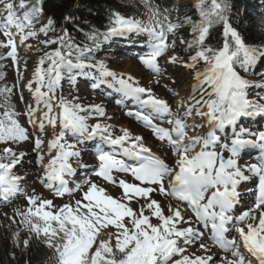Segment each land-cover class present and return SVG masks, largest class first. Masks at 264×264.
I'll list each match as a JSON object with an SVG mask.
<instances>
[{
    "label": "snow or ice",
    "instance_id": "snow-or-ice-1",
    "mask_svg": "<svg viewBox=\"0 0 264 264\" xmlns=\"http://www.w3.org/2000/svg\"><path fill=\"white\" fill-rule=\"evenodd\" d=\"M142 2L146 19L113 11L106 31L86 34L91 45H81L66 28L57 31L54 15H46L44 0H0V34L5 37L0 48L8 49L0 60L10 58L18 65L17 37L19 44L31 49L25 42L43 35L46 39L39 43L49 49H37L41 54L26 85L35 106L28 104L23 113L17 112L10 103L12 89L0 88V96H4L0 101V197L8 202L23 194L27 202L24 210L15 209V215L21 217L29 235L21 241L20 233H14V246L27 249L31 241H39L51 250L49 264H264V131H236L242 117L264 115V103L248 98L250 82L237 71V67L247 71L258 57H264V46L246 44L232 27L228 0H197L199 20L186 16L183 22L179 17L173 22L168 8L161 10L151 0ZM73 20L71 15L64 16L65 22ZM217 24L223 25L224 39L221 45L213 46L206 41ZM186 25L190 26L191 39L180 38L184 45L181 55L175 51L176 40H169V35ZM131 33L147 35V51L137 59L155 77H162L159 60L170 51L167 63L192 73L189 95L172 93L176 112L168 100L141 86L133 75L118 73L103 61H92L91 53L102 41ZM65 75L73 82L77 75L91 77L97 81L93 88L106 84L122 98L134 100L137 110L125 115L151 131L162 155L128 128L114 135L113 125L102 122L112 119L102 105H84L78 96H58ZM154 82L159 85L160 79ZM20 99H24L22 93ZM21 115L27 117L35 136L21 124ZM197 118L204 123L197 124ZM91 119L96 123L89 124ZM161 119L169 127L156 122ZM205 124L204 134H189ZM48 128L54 134L45 151L41 134ZM228 128L232 130L230 138ZM218 132L224 134L223 140ZM30 139L42 169L39 183L55 197H69L68 202L56 205L35 189L32 195L23 192L25 178L14 169L22 165L27 153H18L13 146ZM97 139V164L83 181L70 187L66 177L77 175L70 160H79L78 145ZM249 147L260 150L258 161L241 165V151ZM79 168L89 166L81 162ZM116 173L130 176L131 181L118 178ZM93 176L119 187V197H113ZM250 181L254 187L241 192L240 186ZM76 193H80L79 198ZM156 195L167 201L166 205L154 198ZM245 198L251 200L247 208L242 207ZM229 232L236 235L229 239ZM206 234L213 245L230 255L211 254ZM194 245L204 254L189 253Z\"/></svg>",
    "mask_w": 264,
    "mask_h": 264
},
{
    "label": "rangeland",
    "instance_id": "rangeland-1",
    "mask_svg": "<svg viewBox=\"0 0 264 264\" xmlns=\"http://www.w3.org/2000/svg\"><path fill=\"white\" fill-rule=\"evenodd\" d=\"M162 8H168L169 11V16L174 17L177 13V7L172 6V5H167L168 0H158ZM193 3V0H185L179 4H189ZM15 31V29H13ZM52 34L49 33V36ZM5 37H3L2 34H0V40H4ZM46 39L43 35H39L37 38H30L28 41L25 42V44H31L32 48L29 49L25 45L19 44V37H17V44H18V60L19 63L14 64L13 61L8 58L4 59V83L7 85L8 88L12 89V102L15 105L16 111L23 113L26 110V106L28 104H32L35 102L33 95L31 92L28 91L26 85L27 83L32 79V75L34 72L35 67L37 66V61L40 57L41 52L38 51L37 49H40L42 51H48L49 49L44 48L43 44H40L39 41ZM175 39L177 45H181L180 41L177 40L175 34H170L169 35V40ZM57 45H51V48H55ZM8 49L3 48V55H6ZM171 51L165 55L163 58L159 60V63L161 65L162 69V77H155L153 73L150 71L140 68V62L136 60H129L128 58L124 59L121 57L120 58H113L116 57L114 55H110L108 60H105V64L108 68L120 73H127L133 75L138 81L139 84L143 87L147 88H152L153 93L161 98L168 100L170 105L172 106L173 112L177 111V105L176 101L173 100L172 98V93L173 92H178L180 96L187 97L189 93L191 92V87L190 85L194 83V80L192 78V73H190L188 70L180 68L179 66L171 65L167 63V58L168 55H171ZM142 66V65H141ZM17 68H19V75L17 74ZM98 75V73H97ZM79 80V77H77ZM160 79V84L157 85L155 84V80ZM80 86L74 87L71 84L68 83H63L60 81V84L57 89V95H67L69 96V99H71L74 96L79 97V102L84 104V105H89V104H100L104 107L103 104H105L108 108L104 107L106 109L107 116H110L115 118L118 115V111L112 107V104L109 103L105 98H102V95L97 94L94 92V94H91L89 91L92 92L94 89L91 85L86 86L84 85V82L78 81ZM97 83V81H95ZM166 86V87H165ZM35 87V85H33ZM172 90V91H169ZM21 93L23 94V101L20 99ZM101 93V92H100ZM101 98V100L98 99V97ZM102 99L107 102H101ZM178 99V97H177ZM254 101H260L261 103H264V101L258 100V98L251 99ZM41 108L43 109V105H41ZM113 111V113L111 112ZM182 111V109H181ZM131 119V117H129ZM21 124L26 127L30 133V136H35V130L33 129L32 125L27 122V117L24 115H21L19 117ZM132 120V119H131ZM102 122H106L109 124H113L115 126V129H113V132L115 134H120V129L121 128H128L130 131L133 129V124L130 123V121L125 120V119H117L116 121L114 120H104ZM118 122V123H115ZM197 124H203L204 122L199 120L195 121ZM89 124H94L96 123V120L91 119L88 122ZM189 123H192L190 120ZM135 126V125H134ZM138 128L140 131H143V128L140 126H135ZM206 126L203 128L197 129L196 133L190 132L189 134H202V132L205 130ZM48 130V131H47ZM46 130V134H41V139L45 140V151H46V145L47 141L52 138V135L54 134L51 130V128ZM59 129L57 128V131ZM146 133V132H145ZM149 134V133H148ZM144 138L146 141H148L149 146L152 147L154 152H157L158 155H162V152L159 151V141H157L152 134L149 135H144ZM2 147V146H0ZM14 149L19 153V152H24L27 153V155L24 157L22 161V165H19L21 167L19 170L18 168L14 169V172L18 175L24 176L25 181H22L21 183V188L23 189V192L26 193L27 195H32L33 194V189H35V192L39 195H41L44 198L47 199H52L54 204L59 205L62 203L68 202L70 199L69 197H64L63 199L55 197L52 192H50L48 189H44L42 184H38L37 180L40 175H42V169L40 165L36 164V154L32 152V139L29 141H25L22 144L16 146H13ZM55 153H53L54 155ZM35 159V160H34ZM34 160V161H33ZM48 158H45L44 162H47ZM170 162V161H169ZM81 163V162H73V166L77 167L76 164ZM92 163V162H91ZM97 163V161L95 162ZM19 171V172H18ZM38 171V172H37ZM29 173V174H28ZM34 173L37 175L34 176ZM28 175L30 178H27ZM33 177V178H32ZM118 178H124L129 181H131V177H118ZM84 179L79 178L76 180V182H81ZM75 182V183H76ZM104 186V185H103ZM106 187V186H104ZM108 192L113 196V197H119L121 193V189L119 187H106ZM80 193H76V198H79ZM154 198L157 200H160L162 205H166L167 201H165L162 197L156 195ZM1 202V200H0ZM27 207V202L23 194H18L16 198H14L11 201L0 203V242H5L7 238L10 236V238H13V234L16 232L23 233L22 230H25L23 225L20 223L21 217L15 215V209H21L24 210ZM133 207H136L135 204H133ZM15 221V222H13ZM155 222V221H154ZM8 242V241H7ZM195 248H198V246L194 245ZM220 251V256L223 257L225 255H230L226 254L223 252V250H218ZM198 255L204 254L202 251H200V254L197 253Z\"/></svg>",
    "mask_w": 264,
    "mask_h": 264
},
{
    "label": "trees",
    "instance_id": "trees-1",
    "mask_svg": "<svg viewBox=\"0 0 264 264\" xmlns=\"http://www.w3.org/2000/svg\"><path fill=\"white\" fill-rule=\"evenodd\" d=\"M181 1L184 0H168V4H176ZM151 2L160 7L157 0H151ZM196 2L197 0H194L193 4L180 6L178 17L181 22L186 16L193 21L199 20V13L195 6ZM228 2L230 4L229 22L240 33L245 43L253 47L264 46V0H228ZM44 4L46 15H54L56 19L57 31L60 28H66L75 42L81 45L85 43L91 45V42L86 38V34L93 31L101 33L106 31L110 14L113 11L124 16L146 19V9L142 0H44ZM65 15H71L74 20L65 22ZM44 22H46V18L41 21V23ZM36 27H40V24H37ZM178 35L181 38L190 40V26L186 25L180 28ZM223 39V25L217 24L212 28L206 42L213 46H219L222 44ZM102 43L103 41L100 45ZM99 47L91 53L92 60V55ZM1 51L2 48H0V55ZM180 54L183 55V51ZM0 73L3 74L1 60ZM259 80H261L260 76H258ZM4 87L3 78H0V88ZM3 99L4 96H0V101H3ZM10 103L13 104L11 99ZM22 231L23 233H20L21 241L28 238L29 235L26 230ZM50 256L51 250L39 241H31L27 249L15 247L13 238H10V236L5 242H0V264H49Z\"/></svg>",
    "mask_w": 264,
    "mask_h": 264
},
{
    "label": "bare ground",
    "instance_id": "bare-ground-1",
    "mask_svg": "<svg viewBox=\"0 0 264 264\" xmlns=\"http://www.w3.org/2000/svg\"><path fill=\"white\" fill-rule=\"evenodd\" d=\"M98 92L103 93V91H102L101 89H98ZM111 95L113 96L114 93H111ZM125 102H127V101H125ZM103 105H104V107L108 108L105 104H103ZM34 106H35V102H34ZM127 106H129V104H128ZM39 116H40V113L37 114V118H39ZM48 129H49V128H48ZM47 131H48V130H47ZM89 151H90L89 148H86V149L83 151L85 155H82V154H81V156H80L82 161H85V160L87 161V160H88V157H90V156H86V155H88V153L91 154V152H89ZM87 162H88V161H87ZM246 189H247V188H246ZM246 189H245V190H246ZM237 209H239V208H237Z\"/></svg>",
    "mask_w": 264,
    "mask_h": 264
}]
</instances>
